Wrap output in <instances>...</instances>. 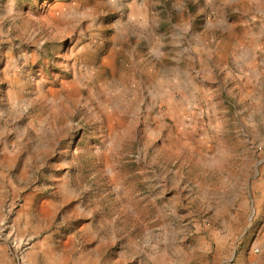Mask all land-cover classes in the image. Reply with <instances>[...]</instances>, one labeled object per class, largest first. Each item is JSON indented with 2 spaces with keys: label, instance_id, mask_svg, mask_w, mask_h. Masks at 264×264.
Instances as JSON below:
<instances>
[{
  "label": "rangeland",
  "instance_id": "obj_1",
  "mask_svg": "<svg viewBox=\"0 0 264 264\" xmlns=\"http://www.w3.org/2000/svg\"><path fill=\"white\" fill-rule=\"evenodd\" d=\"M264 0H0V264H264Z\"/></svg>",
  "mask_w": 264,
  "mask_h": 264
},
{
  "label": "crops",
  "instance_id": "obj_2",
  "mask_svg": "<svg viewBox=\"0 0 264 264\" xmlns=\"http://www.w3.org/2000/svg\"><path fill=\"white\" fill-rule=\"evenodd\" d=\"M263 254H264V242H263ZM260 261H262V262H264V257H263V259H261Z\"/></svg>",
  "mask_w": 264,
  "mask_h": 264
}]
</instances>
